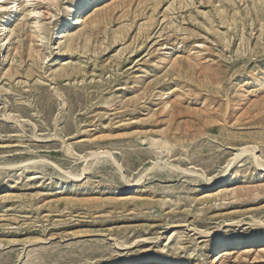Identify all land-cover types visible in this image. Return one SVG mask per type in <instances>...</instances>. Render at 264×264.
<instances>
[{
    "label": "rangeland",
    "instance_id": "374dc122",
    "mask_svg": "<svg viewBox=\"0 0 264 264\" xmlns=\"http://www.w3.org/2000/svg\"><path fill=\"white\" fill-rule=\"evenodd\" d=\"M66 1L18 0L5 26L0 8V264H264V247L212 252L264 237L261 168L220 175L223 133L264 158V0H107L52 37ZM102 148L123 178L106 161L55 181ZM27 159L45 163L3 168Z\"/></svg>",
    "mask_w": 264,
    "mask_h": 264
},
{
    "label": "bare ground",
    "instance_id": "6f19581e",
    "mask_svg": "<svg viewBox=\"0 0 264 264\" xmlns=\"http://www.w3.org/2000/svg\"><path fill=\"white\" fill-rule=\"evenodd\" d=\"M3 1H5V0H3ZM17 1L18 0H10L8 2L6 1V3H4L0 7V8H2L1 10H3V9L6 10L7 9V11H10L7 14H5V16L3 17L4 18V26L7 25L9 22H11L14 19V15L15 14H13V12L14 11L16 12V10H18V8L16 6ZM104 1H107V0H68V1H66L65 4H64V8H63V14H64L63 15V20L55 25V27L53 28L50 36H52V37L57 36L58 37L60 34H63L66 31L65 29H67V30L68 29H72L74 26L78 25V23H79L78 21L79 20L83 19L89 12H92L94 9L98 8L99 6H101V4ZM13 8H14V10H13ZM8 9H10V10H8ZM68 41L72 42L74 40H73V38L70 37ZM171 51L172 50H169V52L167 54H170ZM263 86H264V84L262 85V87ZM222 135H223L224 139L226 140V142L229 145L232 143L231 145H234V146L238 147V150L235 153L234 157H232L231 160L229 162H227V164H225V167H224V169L222 170V172L220 174L222 177L227 176V173H228L229 169L231 168V165L234 162L236 164V161H238L239 159H241V158H243L245 156H248L250 158L252 164H254V166L259 168V169L261 168V172L264 173V158H262L261 156H257V150H258V145L257 144L252 143V142H241L239 144H236V143H234V141L231 142L230 135H228L226 133H223ZM252 139H254L256 141H260L261 140L259 137H256V138L252 137ZM69 148L66 149V150H67L68 153L69 152L71 153L72 151ZM88 159L91 160V163L87 165L86 164V160H88ZM82 160H83V162L85 164H84V166L82 168V173L81 174L80 173H73L72 171L64 170V169L59 168V167L56 166L55 167V169H56L55 181H57L59 183L63 178L72 179V180L76 181L79 178H81L84 173H87L88 171L92 170L93 168H95L99 164H104V162H106V161L112 162V164H116L118 166V171H119V173L121 175L120 178H123V172H122L123 168L121 169L119 167L118 162L115 159H113V156H112L111 152H109V150L107 151L105 149H103V150L99 149V150H96V151H92L89 154V156L82 158ZM43 161H45V160H41V159H27L25 161H22V162H19V163H16V164L5 165L3 168H5V169L14 168L15 169V168H19L20 166H24L25 167V166H27L29 164H32L34 166L36 164L39 165V164L45 163ZM161 162H162V164L167 163V162H163V160H160L159 156L157 155L155 157V159H154V163L152 164L151 168H155V167L157 168V166H159V164ZM165 165H167V166L170 165L168 167L173 169V170L174 169L175 170L179 169V167L177 165H174V164H165ZM40 166H42V165H40ZM142 177L143 176H140L138 179H134L133 181H125L126 188H124L123 190L121 189L122 191L119 194H122V195L127 194V192L131 191V189L133 190V188H135L136 186L138 187V184L141 182ZM227 179L226 178L223 179V180L222 179L215 180L214 178L209 179L210 182H209V185L206 187L205 192L208 193V192H211L213 190H217V189L226 187L228 185V183L226 182ZM61 185L63 186L64 183L62 182ZM65 185H66V181H65ZM259 187H260V189L264 190V186H259ZM61 188H63V187H61ZM254 222L255 221L249 222V224L253 225ZM240 223L241 222L236 221L233 224H236V226H239V225H241ZM255 223H254V225H255ZM258 223L259 222L257 220L256 224H258ZM261 225L264 226V223H262ZM218 230H220V228H217L213 232H216ZM213 232L210 233V232H206V231H201L200 234H203L206 237H210L211 234H213ZM254 247H264V237L258 239L257 236H254V235L250 234L245 239H243L241 237H234L231 240L225 238V239H222L219 242H216V245L214 246L212 252L214 253V256H216L215 259H218V258L221 257L219 255L222 252L227 251V250H238V251H241L242 249H250V248H254ZM110 260H112V259H110ZM145 260L147 262H149V263H155V262L158 263V262H160L159 259H156V258H154L152 256H147ZM135 263H137L136 260H134L132 257H129V256L124 258V259H122V260H120V262H119V264H135ZM108 264H112V263H108Z\"/></svg>",
    "mask_w": 264,
    "mask_h": 264
}]
</instances>
